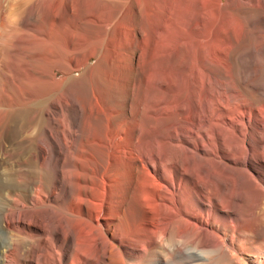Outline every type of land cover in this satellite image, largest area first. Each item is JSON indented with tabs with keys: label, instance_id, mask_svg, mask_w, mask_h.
I'll return each instance as SVG.
<instances>
[{
	"label": "bare ground",
	"instance_id": "6f19581e",
	"mask_svg": "<svg viewBox=\"0 0 264 264\" xmlns=\"http://www.w3.org/2000/svg\"><path fill=\"white\" fill-rule=\"evenodd\" d=\"M55 1L0 0V264H264V0Z\"/></svg>",
	"mask_w": 264,
	"mask_h": 264
},
{
	"label": "rangeland",
	"instance_id": "374dc122",
	"mask_svg": "<svg viewBox=\"0 0 264 264\" xmlns=\"http://www.w3.org/2000/svg\"><path fill=\"white\" fill-rule=\"evenodd\" d=\"M10 1V3L11 4H9V6L12 8L13 6H11L12 4H13V2H14V5H17L16 3H17V0H9ZM19 1H21V0H18V2ZM59 0H56L55 1V6H57V5H59V4H61V2H58ZM57 4V5H56ZM69 6H71L70 7V13L66 16V17H64V19L63 20H61L60 19V17L58 16V14L55 16V19L53 20V29L55 30H53V34H54V42H55V48H54V51H55V53H56V61H57V64L58 65H61V64H63V61H65V62H69V59H70V57H68L69 56V53L70 52H72L73 50H77V49H79L81 46H80V44H82V42H84V40H82V37L81 36H78V35H80V34H77V32L79 31V33H80V30H79V28H80V25L82 24V22H84V19H85V17L83 16V12H81V13H79L78 15H74V7H73V3L71 2V5H69ZM59 6H57L56 7V9L58 8ZM112 8H113V6H112ZM92 10H95V5L93 4L92 6H91V11ZM13 12H15V14H12V15H14V17H16V18H12V16L11 15H9V17H7L6 18V20L4 21V25H3V27H2V33H1V38L3 39V37H5L7 34H9V33H14V31H15V29H16V24H18V19H19V16H17L16 15V11H14L13 10ZM83 13V14H82ZM18 15H19V12L17 13ZM82 14V15H81ZM58 17V18H57ZM144 18H145V16H144V14L142 15V17H140V19H141V24H143L144 23ZM7 19H9V20H7ZM10 21V22H9ZM69 22V23H68ZM67 24V25H66ZM80 24V25H79ZM70 25V26H69ZM66 26V27H65ZM19 28V25H17V29ZM11 30H13V31H11ZM19 31V30H18ZM20 33V35L22 34V36H21V38H23L22 39V41H24L25 40V37H26V34L24 33V32H19ZM75 35V36H74ZM77 36V37H76ZM81 37V38H80ZM161 38H157L154 42L156 43V42H158V40L160 41V39H162V37H163V39L166 37V35L165 34H162L161 36H160ZM27 38V37H26ZM71 38V39H70ZM65 43V46H63L62 45V43ZM67 42H69L71 45H70V47H69V51L68 52H66L67 51V47H66V43ZM22 46L24 45V43H22L21 44ZM73 46V47H72ZM79 47V48H78ZM62 50V51H61ZM80 50V49H79ZM8 52V51H7ZM12 53H14V52H12ZM11 53V54H12ZM10 54V55H11ZM6 55H7V53H6ZM8 55H9V53H8ZM97 58L98 57H91L90 59H89V61H88V63L89 64H95L96 63V61H97ZM7 59H8V56H7ZM66 59H68V60H66ZM71 60V59H70ZM95 60V61H94ZM71 62L73 63V61L71 60ZM95 62V63H94ZM0 66L1 67H3V68H5V66L3 65V63L1 62L0 63ZM76 69H78V70H74L73 72H72V74L73 75H79L82 71H84V66L82 65V66H79V67H77ZM56 76H57V78L59 79V78H61L62 77V75H61V73L60 72H57L56 73ZM61 76V77H60ZM83 83H84V81H83ZM65 84V85H64ZM64 85V86H63ZM67 85H68V83H63V84H58L57 86H56V89H57V91H56V94H57V97H59V95L61 94L60 92L61 91H63V88H66L67 87ZM84 85V84H83ZM60 86V87H59ZM63 86V87H62ZM61 88H62V90H61ZM59 90V91H58ZM59 93V94H58ZM40 261H41V258H40Z\"/></svg>",
	"mask_w": 264,
	"mask_h": 264
}]
</instances>
